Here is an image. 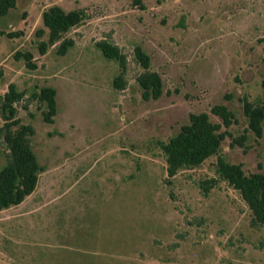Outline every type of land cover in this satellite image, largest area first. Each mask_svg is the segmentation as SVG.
<instances>
[{"label":"rangeland","instance_id":"1","mask_svg":"<svg viewBox=\"0 0 264 264\" xmlns=\"http://www.w3.org/2000/svg\"><path fill=\"white\" fill-rule=\"evenodd\" d=\"M53 4L87 14L66 34L74 45L65 54L58 44L45 54L37 47ZM142 4L17 0L0 16V30L12 34L0 35V103L11 82L25 92L18 116L34 127L45 168L24 204L0 212V264H264V225L252 224L240 193L223 180L206 191L218 155L169 178L161 146L192 113L221 122L211 109L225 104L238 122L220 154L247 173L264 172V133L246 131L241 100L264 106V0ZM102 40L121 49L124 67L103 54ZM137 45L162 78L158 98L143 96ZM18 51H30L36 67ZM44 86L57 91L53 122L33 96ZM7 152L0 136V168Z\"/></svg>","mask_w":264,"mask_h":264},{"label":"trees","instance_id":"2","mask_svg":"<svg viewBox=\"0 0 264 264\" xmlns=\"http://www.w3.org/2000/svg\"><path fill=\"white\" fill-rule=\"evenodd\" d=\"M135 5L142 4V0H133ZM17 5V0H0V16L7 14ZM87 17L84 9L66 10L61 5L53 4L43 11L42 19L44 27L37 31L42 37L46 30V39L39 40L37 47L41 54H45L50 47L58 44V52L65 54L67 49L74 45V40L66 34L74 27L82 24ZM8 34L0 30V35ZM97 46L103 54L116 59L124 67L126 56L121 49L113 43L102 40ZM17 57L23 56L30 67H36L33 62V54L17 52ZM135 56L144 71L139 74L138 81L143 87V96L152 95L158 98L162 93V78L156 71L150 70V56L144 49L137 45ZM118 87L124 84L122 74L115 78ZM57 91L50 86L42 87L33 96L46 105L43 117L47 122H53L57 112ZM25 96L23 90L17 88L16 83L11 82L4 93L0 103V113L3 125L0 127V136L3 137L8 152L6 163L0 168V211L21 203L37 187L39 175L45 170L31 144V136L35 133L34 127L22 122L18 116L16 104ZM243 111L248 119L246 131H252L257 137L264 133V106L255 104L247 96L242 99ZM211 112L221 118V122L212 121L208 112L192 113L190 122L183 125L181 130L166 143H162V149L166 158V172L169 178L174 177L183 169L193 168L204 163L213 155H218L216 164V178L210 179L213 187L218 180H223L229 186L236 189L242 199L252 211V224L264 225V172L247 173L242 164L230 163L220 154L223 141L229 134L227 130L238 119L233 110L225 104H216ZM242 138H246L243 134ZM242 143L240 139L235 140Z\"/></svg>","mask_w":264,"mask_h":264},{"label":"crops","instance_id":"3","mask_svg":"<svg viewBox=\"0 0 264 264\" xmlns=\"http://www.w3.org/2000/svg\"><path fill=\"white\" fill-rule=\"evenodd\" d=\"M45 172H48V170L47 171H45ZM44 173V172H43ZM42 175V173H40V175H39V179H40V176ZM37 189H38V184H37V187H36V189L30 194V195H28L21 203H19V204H17V205H13V206H11V207H8V208H5V209H3V210H1L0 212H2V211H4V210H8V209H10V208H12V207H17V206H20L21 204H24L26 201H27V199L28 198H30L32 195H33V193L35 192V191H37Z\"/></svg>","mask_w":264,"mask_h":264}]
</instances>
